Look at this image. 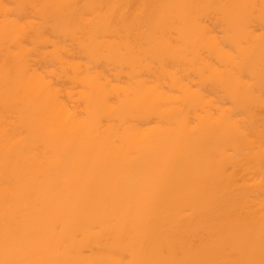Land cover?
<instances>
[{
    "label": "bare ground",
    "instance_id": "obj_1",
    "mask_svg": "<svg viewBox=\"0 0 264 264\" xmlns=\"http://www.w3.org/2000/svg\"><path fill=\"white\" fill-rule=\"evenodd\" d=\"M0 264H264V0H0Z\"/></svg>",
    "mask_w": 264,
    "mask_h": 264
}]
</instances>
